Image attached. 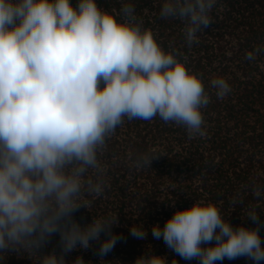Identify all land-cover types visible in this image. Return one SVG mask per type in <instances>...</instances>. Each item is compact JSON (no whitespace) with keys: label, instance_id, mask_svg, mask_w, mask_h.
<instances>
[{"label":"clouds","instance_id":"clouds-1","mask_svg":"<svg viewBox=\"0 0 264 264\" xmlns=\"http://www.w3.org/2000/svg\"><path fill=\"white\" fill-rule=\"evenodd\" d=\"M215 3L160 0L158 14L182 21L191 46L212 23ZM119 12L118 20L96 0H75V7L72 0H0V252L23 247L35 253L58 232L64 253L94 241L97 254L107 255L121 239L111 232L116 215L93 218L83 228L71 220V213L84 207L85 194L104 191L103 179L89 171L100 172L98 153L107 137L124 118L156 116L184 126L189 136L204 135L201 109L209 95L201 79L162 49L131 0H121ZM246 58L254 59V52ZM209 85L217 98L230 91L223 77ZM154 158L142 152L133 163L149 166ZM253 191L259 196L261 189ZM258 217L255 209L246 213L252 221ZM150 230L181 258H196L198 264L241 256L253 264L264 261L259 228H234L211 203L193 202ZM128 231L141 240L147 235L142 225ZM38 257V264H66L63 255ZM71 264L84 261L77 256ZM133 264L166 261L146 252Z\"/></svg>","mask_w":264,"mask_h":264},{"label":"trees","instance_id":"trees-1","mask_svg":"<svg viewBox=\"0 0 264 264\" xmlns=\"http://www.w3.org/2000/svg\"><path fill=\"white\" fill-rule=\"evenodd\" d=\"M98 7L121 19V0H96ZM135 14L150 29L157 43L185 64L204 84L209 103L201 109L204 135L189 136L182 125L124 118L107 137L98 153L104 183L101 195L85 194L84 207L71 213L82 228L93 218L117 216L111 232L119 239L107 255L97 254L98 243L64 253L59 233H52L39 248L23 247L0 252V264H38V255H63L66 264L80 256L84 264H133L151 252L165 258L166 264H198L185 260L153 238L151 226L161 227L174 211L189 208L193 202L213 204L235 228H259L264 247V0H216L210 11L212 23L189 46L183 36V22L159 16L160 0H131ZM75 7V0H72ZM257 48L262 49L255 52ZM253 51L255 58L247 59ZM223 77L230 91L221 99L209 85ZM150 152L149 166H136V154ZM259 187L260 195L253 189ZM249 209L259 214L256 221L246 218ZM142 225L144 239L133 237L128 229ZM101 233V239H106ZM214 240L201 246H211ZM215 264H253L246 257L224 259ZM264 264V261L260 262Z\"/></svg>","mask_w":264,"mask_h":264}]
</instances>
